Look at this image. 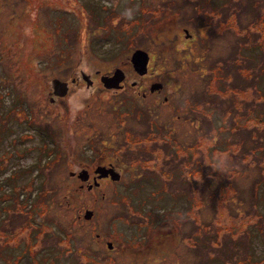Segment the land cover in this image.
Masks as SVG:
<instances>
[{
    "label": "rangeland",
    "instance_id": "obj_1",
    "mask_svg": "<svg viewBox=\"0 0 264 264\" xmlns=\"http://www.w3.org/2000/svg\"><path fill=\"white\" fill-rule=\"evenodd\" d=\"M48 1L43 0L45 5ZM18 3L27 12L22 19ZM67 4L58 6L60 10L46 8V15L39 16L45 24L31 25L27 18L35 6L27 7L26 0H0L4 52L0 75H8L9 59L32 62L42 53L47 78L66 76L78 60H90L87 68L102 71L115 60L109 67L113 69L133 51L127 42H140L143 35L149 39L141 42L149 48V66L174 86V110H160L169 122L162 132L169 133L170 140L150 135L152 130L161 133L156 123L147 129L135 114L114 112L127 121L116 138L124 140L125 131L130 142L120 149L122 158L127 161V152L140 150L142 163L156 171L150 177L124 174L115 187L106 186L103 196L101 188H79L77 176L67 174L73 164L69 159L90 154V142L85 145V140L95 125L119 128L109 122L105 111L110 99L100 97L88 107L85 103L91 99H85L75 124L67 128L57 115L63 112L58 101L50 104L48 89L41 94L39 84L29 80L30 98H44L49 115L41 117L44 103H40L33 119L42 127L40 134L17 114L16 123L10 122L9 107H0V264H264V257L257 259L259 251L264 256V78L256 77L264 73L257 69L260 54L243 45L247 26L254 31L249 37L254 46L264 38V0H72ZM126 8L134 10L132 20L122 17ZM13 11L15 19L7 24ZM70 11L74 22L65 13ZM90 13L94 19L87 21ZM184 28L190 37L185 38ZM21 34L24 43H44L45 51L40 55L26 51L16 41ZM114 37L124 45H116ZM153 38L157 41H150ZM7 47H14V52ZM24 85L17 78L14 81L15 88ZM6 87L0 84L4 105L13 97ZM79 89L87 92L77 86L70 98ZM119 95L131 96L129 91ZM78 105L69 108L76 110ZM94 115H98L95 124L83 126ZM29 124L33 129L23 131L22 140L39 147L19 156L11 150L18 138L11 131ZM62 131L58 145L56 136ZM13 167L23 171L9 174ZM36 171L47 174H33ZM152 183L166 185L163 195L167 196L149 200ZM254 191L256 198L251 197ZM259 192L263 194L257 199ZM86 209L92 210L90 218L84 217ZM161 230L168 237L161 239ZM223 238L233 239L232 246L225 248V240L222 246ZM108 240L113 249L108 248ZM213 248H218L214 257Z\"/></svg>",
    "mask_w": 264,
    "mask_h": 264
},
{
    "label": "flooded vegetation",
    "instance_id": "obj_2",
    "mask_svg": "<svg viewBox=\"0 0 264 264\" xmlns=\"http://www.w3.org/2000/svg\"><path fill=\"white\" fill-rule=\"evenodd\" d=\"M59 1V0H58ZM62 2H59L58 4L61 7H67L70 4H67L69 2H72V0H68L67 3L63 2L64 0H60ZM160 2V1H159ZM27 7L30 5L35 6L36 10L34 14L30 15L27 20L31 25H42L45 24L43 21L41 22L39 19L40 14L46 15L45 11V4L43 0H26ZM20 10H18V13L24 18L25 14L27 13L23 8L21 7L20 3H18ZM81 5V4H80ZM83 6V5H81ZM25 7L24 9L26 10ZM58 10H60L58 8ZM73 10V9H70ZM15 11V10H14ZM11 14V17L7 19V24L13 19L14 12ZM70 17L71 20L74 22L75 17L74 14L70 12H65ZM17 14V12H16ZM45 17V16H44ZM15 19V18H14ZM14 19L12 21H14ZM94 19L90 13V17H87V21ZM118 23H114L113 26L116 27ZM8 27V26H7ZM74 28L72 27V30ZM186 28H184L185 30ZM25 30V29H24ZM30 31V30H29ZM31 32V31H30ZM167 33V32H166ZM106 34H109V31H107ZM191 36V33H189ZM185 35V33H184ZM22 38H18L17 44L20 45L22 48H25L26 51L32 50V51H40L43 52L45 50H41L44 43L42 44H36V42L33 40L31 43H24L23 42V35L21 34ZM190 36H185V38H188ZM25 38V35H24ZM95 40L97 37H94ZM98 38H103V36H98ZM116 45H124L122 40L119 38H116ZM140 38L149 40L147 38H143V35H140ZM142 39L139 41H128L127 44L132 46V50L135 49H144L148 52L149 48H145L141 43L143 42ZM150 41L156 42L157 40L153 38ZM15 45V43H14ZM37 45V47H36ZM150 45V44H148ZM103 46V45H102ZM47 47V46H46ZM107 47V46H106ZM35 48L37 50H35ZM8 50H12L14 52V47L9 48ZM16 50V49H15ZM18 51V50H17ZM149 54V53H148ZM2 55H4V52H2ZM1 55V56H2ZM150 57V54H149ZM90 60H78L76 62V67L74 64L70 66V70L66 73V76H70L69 78L66 76H51L50 78H47L46 74V59L44 58H38L37 60H33L30 62L28 59L24 58H11L9 59V73L4 78L1 84L6 85V89L8 90L9 94L11 93L13 97L9 98L11 99V105L8 112V120L10 122L16 123V117L17 114L19 116L20 120H24L26 123L30 122L34 125V131L37 133H40V130L42 129L41 125L35 123L33 119L37 116L39 110L42 109V118L46 119L49 115L47 108L45 107V99L39 98L32 100L29 96L30 90L27 89L29 86V80L31 82H36L39 84L40 87V93L43 94L44 92L48 93V101L50 104H53L58 101V103L61 105V110L57 111V115L59 114L61 118H64L66 127H73L76 121V116L79 113L80 105H82L85 101V99H91L90 103H85L86 107H88L91 103H93V100H98L100 97L102 98H109L110 101L107 102L108 109L105 111L108 112L110 115L109 122L111 124L117 123L119 124V128L115 130L107 129V128H101L99 125H95L94 128L91 130L88 138L85 140V145L90 142L89 146V155L80 154L79 158L77 156H74L70 158L69 160L73 161V164L70 168H68L67 174H75L77 178L80 180L79 188L85 187L88 190L101 188L102 196L105 193V188L107 185L109 187H115L116 184L121 182L123 179L124 174H154L156 170H153V168H150L149 166L144 165L146 163H142V152L140 150L133 152H127L126 154V160L125 161L122 158V153L120 149L125 148V145L128 142V140L125 138V131H124V140L116 139L118 136V132L123 129L127 125V121L125 119H119L115 116L114 112H122L124 114L126 113H132L135 114V116L139 119L144 121V124H146V128L148 129L150 126L151 128H154V123L157 124V126L161 129V133H158V131L152 130L150 135H160L163 137L165 135L162 130H165L164 128H168L169 122L168 119L165 118L164 113L162 114L160 112L161 109H164L167 113L169 111L174 110V104H175V94H174V86L170 84V82H167L165 79H160L156 75L158 74V71L156 69H151L150 64V58L147 61L146 67H139V61H134L129 56L124 58L123 61L120 62V59L118 61V64L114 66L113 69H110L109 67L113 66L115 63V60L109 63V65L105 68V70H101L97 67L95 70H91L87 68V66L90 65L88 63ZM28 67H34V73L30 74L28 71ZM116 69H120L122 71V76L115 84L112 86H107L104 80H102L103 76H111L114 74ZM77 71V73H76ZM62 73V71H61ZM16 78L18 82H25V85L20 88L14 87V81L16 82ZM58 78L61 81H66L65 87L67 90L62 94L61 86H58V88H53L52 86V80ZM83 87L85 91L83 92L82 89H79L73 96L70 98V92L75 87ZM131 88V89H130ZM125 91H129L131 96L128 95H118L119 93H124ZM58 92V93H57ZM172 92V93H170ZM86 93V94H85ZM106 94V95H103ZM85 94V95H84ZM174 95V96H173ZM66 98V100H64ZM40 103H44L43 107L39 109ZM76 105L79 104L77 109H70L69 105ZM165 105L167 108H165ZM23 111L21 114L20 111ZM96 116L94 115L90 117V121H86L83 126L90 127L95 124L96 122ZM160 116H163L164 119L167 121L166 123H163L162 118L160 119ZM180 116V115H179ZM88 117V116H87ZM159 117V118H158ZM180 119V118H178ZM125 121V122H124ZM66 128V129H67ZM32 130L33 127L29 124V127H23L22 129L11 131V134H14V137L18 138L14 139L13 143L11 144V150L17 155H21L25 152H27L31 147L37 148L39 146L33 145L29 146V143H24L22 132ZM143 129V127H142ZM141 129V130H142ZM128 130V129H126ZM58 133V131H57ZM63 137V131L56 136V143L60 145V139ZM170 140V134L165 135V138H163V141H169ZM122 144V145H121ZM118 145H121L118 149ZM110 153H113V156L109 157ZM138 160V163L137 161ZM144 166V167H143ZM146 168H149L148 170ZM14 170H11L9 174H19L23 171V167H13ZM161 170V169H160ZM33 174H47L45 172L36 171ZM101 174H106L101 176ZM118 176V178H122L121 180H117V178H113L112 176ZM83 176L84 178H81ZM151 190V188H150ZM106 197V196H105ZM152 197L148 195V199L151 200ZM151 203H153L151 201ZM150 228L148 229L147 233L149 232ZM170 231L172 228L169 229ZM167 230V231H169ZM148 236V234H147ZM165 236H167L162 230L159 232V237L163 239ZM156 237V236H155ZM155 237L153 239H155ZM168 237V236H167ZM108 248H114V244L108 240L106 242ZM109 244L111 246L109 247ZM146 264V263H143Z\"/></svg>",
    "mask_w": 264,
    "mask_h": 264
},
{
    "label": "trees",
    "instance_id": "obj_3",
    "mask_svg": "<svg viewBox=\"0 0 264 264\" xmlns=\"http://www.w3.org/2000/svg\"><path fill=\"white\" fill-rule=\"evenodd\" d=\"M67 1L68 0H64L63 2H65V3H67ZM59 2H62V1H58V0H49L48 1V4L47 5H45V10H46V8H51V9H54V10H58V6H60L58 3ZM82 5V4H81ZM81 5H79V7H83V6H81ZM50 9V10H51ZM251 21V20H250ZM263 20H260L259 22H258V24L260 23V22H262ZM264 22V21H263ZM239 26H240V23H237ZM249 23H247V25H248ZM258 24H252V26H257ZM241 27V26H240ZM241 28H244V26H242ZM239 29V28H238ZM239 33V32H238ZM240 35V34H239ZM251 35H254V31L253 30H249V27L247 26V34H246V40H243V45H244V47L246 48V50L247 51H251L250 49H253V50H256V53H258V54H260V57H261V62H259V63H257V69L258 70H261L263 73H264V38L263 39H260L258 42H257V45L256 46H254V43L253 42H251L250 40H249V37L251 36ZM243 37V36H242ZM129 46V49H132V46H130V45H128ZM39 52V55L42 53V52H40V51H38ZM132 53V52H131ZM43 54V53H42ZM42 54L40 55V58H41V56H42ZM1 55H2V51L0 50V58H1ZM253 58H254V60H256V57H250V59L251 60H253ZM24 59H28V58H24ZM28 71L30 72V74H33L35 71H34V67H28ZM1 74V73H0ZM261 75H263L264 76V74H261ZM248 76V75H247ZM6 76H2V75H0V84L2 83V81L4 80V78H5ZM257 78H264V77H261L260 75H257L256 76ZM231 83H233L232 82V80H231ZM9 94V93H8ZM263 94H264V92H263ZM2 98H3V96H1L0 97V107H4V106H8L9 108H10V105H11V102H10V100L11 99H9L8 97V104H2ZM183 100H188V99H186L185 97H183ZM9 108H8V112H9ZM8 112H7V114L6 115H8ZM176 118L178 119V118H182V116L180 115H177L176 116ZM205 119H207V118H205ZM203 121V120H202ZM200 123L201 122H196V126L199 128V126H200ZM148 175V177H150V176H152L153 174H147ZM262 181H264V177H263V180ZM152 184H155V183H152ZM160 184V188L158 187V185ZM163 184H167V181H163ZM165 189H166V185H162V183H156L155 185H154V187H151V190L148 192V195H150V197H154V196H167V195H163L164 193H166L165 192ZM254 193V195L253 196H251V197H254V198H256V193H255V191L253 192ZM261 194H263L262 192H259L258 193V195H257V199H260V195ZM121 198H122V196L120 195V197H119V199L121 200ZM155 202H157V201H155ZM170 210V209H169ZM173 208H171V211L173 212ZM199 228V227H198ZM224 240H225V243H226V247L225 248H227L228 246H232V240L233 239H228V238H223L222 239V241H221V245H222V243L224 242ZM218 243V242H217ZM223 246V245H222ZM262 246L264 247V243H262ZM217 247V246H216ZM214 249V254L212 255V257H214L215 255H216V251L218 250V248H213ZM264 251V250H263ZM233 254V253H232ZM50 256H52V255H50ZM264 256L262 255V253L259 251V255H258V257H257V259H261V258H263ZM9 262H10V260H9Z\"/></svg>",
    "mask_w": 264,
    "mask_h": 264
},
{
    "label": "water",
    "instance_id": "obj_4",
    "mask_svg": "<svg viewBox=\"0 0 264 264\" xmlns=\"http://www.w3.org/2000/svg\"><path fill=\"white\" fill-rule=\"evenodd\" d=\"M131 59H133L134 61L138 60L139 61V67H146L147 61H148V53L147 51L143 50V49H135L130 56ZM122 76V71L120 69H116L114 74L111 76H103L102 80H104V82L106 83L107 86H112L113 84H115L117 81H119V79ZM66 83V81H61L58 78H55L52 80V86L53 88H58V86H61L62 92L60 93H64L67 88L64 86ZM58 93V92H57ZM106 175V174H101V176ZM113 178H118V176H112ZM81 178H84L83 176H81ZM92 214V210L87 209L84 213V216L86 218H89ZM111 246V244H109V247Z\"/></svg>",
    "mask_w": 264,
    "mask_h": 264
},
{
    "label": "clouds",
    "instance_id": "obj_5",
    "mask_svg": "<svg viewBox=\"0 0 264 264\" xmlns=\"http://www.w3.org/2000/svg\"><path fill=\"white\" fill-rule=\"evenodd\" d=\"M122 17L127 20H132L134 16V10L131 8H126L121 13Z\"/></svg>",
    "mask_w": 264,
    "mask_h": 264
},
{
    "label": "bare ground",
    "instance_id": "obj_6",
    "mask_svg": "<svg viewBox=\"0 0 264 264\" xmlns=\"http://www.w3.org/2000/svg\"><path fill=\"white\" fill-rule=\"evenodd\" d=\"M120 179V178H119Z\"/></svg>",
    "mask_w": 264,
    "mask_h": 264
}]
</instances>
